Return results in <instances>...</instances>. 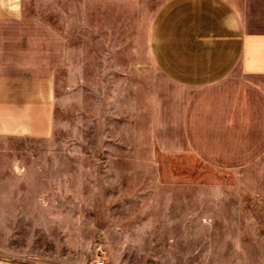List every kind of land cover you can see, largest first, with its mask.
Here are the masks:
<instances>
[{"label": "rangeland", "instance_id": "1", "mask_svg": "<svg viewBox=\"0 0 264 264\" xmlns=\"http://www.w3.org/2000/svg\"><path fill=\"white\" fill-rule=\"evenodd\" d=\"M68 38L46 140L0 139V264H264V197L152 129L134 0H33Z\"/></svg>", "mask_w": 264, "mask_h": 264}, {"label": "crops", "instance_id": "2", "mask_svg": "<svg viewBox=\"0 0 264 264\" xmlns=\"http://www.w3.org/2000/svg\"><path fill=\"white\" fill-rule=\"evenodd\" d=\"M0 0V139L46 140L66 33ZM156 82L152 129L264 197V0H134Z\"/></svg>", "mask_w": 264, "mask_h": 264}, {"label": "built area", "instance_id": "3", "mask_svg": "<svg viewBox=\"0 0 264 264\" xmlns=\"http://www.w3.org/2000/svg\"><path fill=\"white\" fill-rule=\"evenodd\" d=\"M99 264H103V263H99Z\"/></svg>", "mask_w": 264, "mask_h": 264}]
</instances>
